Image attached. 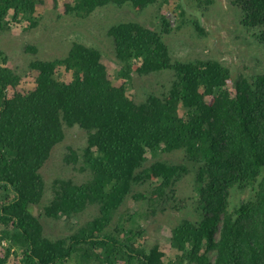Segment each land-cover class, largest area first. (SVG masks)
<instances>
[{
    "label": "trees",
    "instance_id": "16d2710c",
    "mask_svg": "<svg viewBox=\"0 0 264 264\" xmlns=\"http://www.w3.org/2000/svg\"><path fill=\"white\" fill-rule=\"evenodd\" d=\"M155 1L73 0L65 11L87 17L110 4L145 8ZM35 3L0 0V35L8 28L11 10L36 26L31 19ZM233 3L243 27L264 46V0ZM162 23L169 31L164 18ZM194 28L202 31L199 23ZM108 35L121 63L117 76L126 81L120 86L108 78L99 51L78 42H72L64 58L33 61L35 88L25 93L8 96L19 76L0 66L1 238L8 247L17 246L23 264H264V71L231 78L230 70L215 60L173 62L162 35L134 21L113 25ZM134 61L140 63V75L173 71L166 94H149L139 103L127 96ZM0 62H6L1 50ZM62 64L72 72L70 82L55 75ZM74 124L88 132L87 145L81 154L70 150L64 161L80 164L91 178L81 185L56 179L44 215L69 218L88 203L98 205L99 215L76 233L53 241L44 236L32 207L43 195L39 169L63 140V125ZM174 151L183 152L184 162L158 159ZM150 159L155 161L145 166ZM191 172L195 220H183L172 229L174 259L164 262L156 247L135 245L143 233L133 225L135 219L109 230L134 186L152 179L153 196L146 200H168ZM236 186L246 189L247 198L228 208ZM9 255L7 249L0 264Z\"/></svg>",
    "mask_w": 264,
    "mask_h": 264
},
{
    "label": "rangeland",
    "instance_id": "374dc122",
    "mask_svg": "<svg viewBox=\"0 0 264 264\" xmlns=\"http://www.w3.org/2000/svg\"><path fill=\"white\" fill-rule=\"evenodd\" d=\"M233 1L156 0L145 8L133 7L129 3L122 6L110 4L97 8L87 17H79L65 11L66 4L73 0H36L31 15V19L36 22L34 27L30 19L11 10L7 16L8 28L0 35V50L6 56V62H0V66L11 68L19 76V82L16 87L8 88V96H13L15 92L33 90L37 71L30 67L31 63L64 58L72 42L96 48L101 54L108 78L114 85L120 86L126 81L117 76L121 63L116 57L108 30L120 22L130 21L162 35L173 62L215 60L230 70L231 78L261 73L264 71V46L253 40L243 27L240 9ZM163 18L169 24V31L163 30ZM195 22L199 23L201 32L194 28ZM139 65L138 61L132 63L131 79L125 85L127 96L139 103L149 94H166L174 80L173 71L167 69L140 75L137 72ZM55 75L64 82L72 80V72L63 64L57 65ZM227 85L231 90L232 81H228ZM206 101L209 102L210 98L206 97ZM179 114L184 116L182 108ZM63 133V140L52 148L48 159L39 169L43 195L40 202L32 207V213L43 224L44 236L53 241L76 233L99 215V207L95 203H88L81 212L69 218H50L44 215V206L53 197L56 179L70 180L73 184L81 185L91 178L89 170L79 169L80 164L64 161L70 150L82 153L87 145L88 132L74 124L63 125ZM183 156L182 151H174L162 154L158 159L179 164L184 162ZM153 161L147 160L145 166ZM151 182L152 179L142 186H134V191L114 214L109 230L114 231L118 224L128 226L130 219H135L133 225L143 230L136 237L135 245L146 250L156 247L164 254L162 260L167 262L174 259L177 253L170 246L172 229L183 220H195L192 200L195 195L194 173H189L176 184L172 193L174 198L168 200L163 197L155 202L146 200V197L153 196ZM246 198L245 188H232L228 208ZM3 228L0 227V256L4 257L9 249L10 255L5 264H23L17 246L8 247L9 242L1 238Z\"/></svg>",
    "mask_w": 264,
    "mask_h": 264
}]
</instances>
